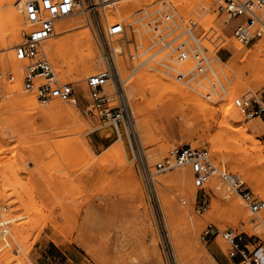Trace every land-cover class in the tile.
<instances>
[{
    "label": "rangeland",
    "instance_id": "1",
    "mask_svg": "<svg viewBox=\"0 0 264 264\" xmlns=\"http://www.w3.org/2000/svg\"><path fill=\"white\" fill-rule=\"evenodd\" d=\"M19 1L24 11L23 0ZM195 1L192 0V8L185 11L178 0H154L147 8L137 9L124 18L116 16L115 3L114 7L108 5L102 10V17L106 16L110 25L122 23L126 29L122 38L115 39V52L112 51L113 61L124 80L136 125L135 139L130 131L129 140L124 130H120L127 153L126 161L118 158L110 164L94 165L93 162L91 164L79 158L76 148L71 147L74 143L76 147L83 144H79V140L67 144L68 137H74V133L60 118L34 116L9 97L10 91L15 90L20 81H23L25 69L20 71L15 59H12L11 64L6 60L9 56L14 58L13 48L23 41L24 33L29 30L28 26L22 30L19 41L7 46V52L2 51L3 46L0 47L3 68V75L0 76V116L5 119L0 121V148L2 145L6 146V151L0 154V206H4L6 202L20 201L19 205L12 207L19 209L14 212V217L18 219L9 225V229L0 225V264H219L214 258V252L231 264H252L249 260L244 262L240 257L230 258V244L222 235L226 230L241 225L245 226L241 244L258 245L257 256L264 263V210L254 214L230 182L215 175L205 188L199 189L194 184L190 167L184 166L155 173L149 192L143 177L138 157L140 154L155 172V166L173 151L187 145L202 147L209 150L214 164L220 170L230 174L235 180L243 181L246 192H251L258 200L264 201L263 187L256 182V168L246 169L243 154L238 151L231 138L221 136L227 129L220 128L224 110L223 106L221 108L222 101L229 98L226 94L228 89L231 90L230 87L233 88L239 82L236 73L229 67L233 60V41L241 44L244 54L248 53L246 55L250 56L264 44V34L255 42L245 45L234 37L233 22L229 16L219 11L225 0ZM9 3L10 0H0V15L5 16ZM163 3L171 4L174 23H161ZM73 18H84V24L90 26L82 14L76 13ZM191 20L196 22L193 30L208 50V64L202 73L193 70L191 58L182 64L178 62L177 47L189 40L185 30ZM156 26L158 30L154 29ZM7 27L9 26L6 25ZM91 27L96 36L93 23ZM210 28H215L222 36L216 50L202 37ZM95 36V45L100 55L95 73L98 74L108 69L110 60L105 53L107 49ZM190 43L193 44V41ZM48 56L61 83H71L79 99L78 106L62 103L78 111L85 138L95 153L101 154L119 136L113 127L102 128L98 116L88 112V105L92 101L87 85L89 77L84 80L86 88L81 89L75 80L63 79L52 58L49 54ZM218 57L227 64L219 62ZM245 64L238 61L236 67L242 68ZM9 73L15 76L13 81H9ZM228 73L232 74V79H229ZM180 74L184 77L179 76ZM141 75L172 80L192 93V100L200 98L204 100L203 103L210 105L206 103L204 112L200 113L192 102L186 105L181 97L174 100L167 96L164 106H159L161 109L158 110L157 121L150 126L152 134H146L141 126L144 118L150 116V108L144 104L142 95L129 94L134 80ZM247 76L249 77V73ZM112 83L109 82L106 86V92L110 105L116 106L115 92L111 97L109 91L113 87ZM252 84L251 90H242L235 93L234 97L232 95L234 105L238 98H248L260 103L264 100V81ZM22 85L24 92L35 97L42 107L60 102L56 100L41 104L36 94L27 90L23 82ZM141 106L143 114L139 112ZM238 111L245 126H256V130H250L249 134L255 136L264 155V116L248 119L239 109ZM182 113L184 114L181 115ZM185 117L194 124L193 128L185 123ZM194 122L198 123V127ZM65 133L69 136H64ZM129 141H132L136 155L133 154ZM98 159L96 157L93 161L97 162ZM8 163H11L9 168ZM177 173H185L192 186L197 188L194 201L190 199V192L180 191L174 178ZM214 178L230 197L236 196L241 200L248 211V219L229 209L227 196L212 187ZM135 181L138 182V187L136 184L132 185ZM13 189L17 192L18 199L11 197L15 193ZM163 196L172 198L181 213H171L163 202ZM214 204L218 208L215 209ZM8 216L7 214L6 217L9 218ZM190 226L194 230L191 237L187 233ZM215 229L220 234L214 233ZM207 231L210 234L214 231V236H206ZM204 236L206 237L203 238ZM250 248L254 249L252 246Z\"/></svg>",
    "mask_w": 264,
    "mask_h": 264
},
{
    "label": "built area",
    "instance_id": "2",
    "mask_svg": "<svg viewBox=\"0 0 264 264\" xmlns=\"http://www.w3.org/2000/svg\"><path fill=\"white\" fill-rule=\"evenodd\" d=\"M112 2L113 0H26L25 22L29 30L24 33L23 41L13 48L14 59L15 61L23 62L25 65L24 87L29 91H33L41 104H49L58 100L78 106L79 99L76 96L73 85L71 83H61L43 47L45 41L55 35L58 20L74 13L84 15L91 25L93 23L95 37L107 49L105 53L107 59L110 60L108 69L89 77L87 80L92 98L91 103L88 105V112L98 116L102 128L113 127L117 131L118 136L121 135L120 130L122 128L130 140L129 131L134 139L136 138L135 120L124 88V80L112 58V51L115 52L114 41L116 38L124 36L126 29L124 24L116 23L110 25L106 16L102 17V10ZM162 11L164 13L161 23H174L171 4L163 3ZM219 11L229 16L233 22V35L241 43L248 45L263 36L264 0H225L219 7ZM195 25L196 22L191 20L189 25L186 26L185 33L189 35V40L193 41V44L190 43L191 41L185 40L177 47L178 62L182 64L191 58L194 63L193 70L202 73L205 70V65L208 64L206 55L208 50L202 45L201 38L194 32L193 28ZM157 27L154 29L158 30ZM202 37L211 44L214 50L218 48V41L222 38L215 28H210ZM2 75L3 68L0 59V76ZM179 76L184 77L183 74ZM8 79L13 81L15 76L9 73ZM110 80L113 81L115 86L116 106H111L107 97L106 86ZM235 105L248 119L264 116V100L260 103L248 98H238L235 100ZM129 143L133 154L136 155L132 141H129ZM138 157L149 192H151L155 173L189 166L197 188H205L215 175H220L240 193L254 214L264 210V201L258 200L253 193L246 192L241 181L235 180L233 176L220 170L214 164L211 154L206 148L187 145L173 151L169 157L155 166V172L151 170L141 154ZM13 191L15 193L11 197L18 199L17 192L14 189ZM16 201H14L15 203L6 202L4 206H0V225L7 229H9V225L12 222L18 219L14 217V212L19 211V209H12L13 206L19 205L20 201ZM5 213L9 215V218L6 217L7 214ZM214 231V233L220 234L218 229ZM213 232L210 234L207 231L205 235L214 236ZM222 235L230 244L228 253L230 258L240 257L244 262L249 260L252 264H264L260 257L257 256L258 245L241 244L243 235H245L244 225L235 229H228ZM251 246L254 247L253 250H251Z\"/></svg>",
    "mask_w": 264,
    "mask_h": 264
},
{
    "label": "bare ground",
    "instance_id": "3",
    "mask_svg": "<svg viewBox=\"0 0 264 264\" xmlns=\"http://www.w3.org/2000/svg\"><path fill=\"white\" fill-rule=\"evenodd\" d=\"M178 1L181 3L182 9L185 11L190 9V7L192 6V0H178ZM25 2H26V0H23V2H22L24 11H25ZM153 2H154V0H113L112 4H110L108 7L113 6V4L115 3L114 6L116 9V16L124 18V16H127L128 14H130L131 12H134L137 9L147 8ZM208 4H209V2H208ZM8 9L9 10L5 14V16H3V14H1L2 17H0L1 18L0 19V47L1 46L4 47L2 50L3 52L8 51V48H7L8 45H10L13 42H17L21 39L22 30L27 27L26 22H25V12L23 11L19 0H10ZM74 14L58 20V22L56 23L55 35L53 37H51L50 39H48L47 41H45L43 48H44L46 55L48 56V54H49L50 57L52 58V60L55 64V67L58 71V74H60V76L65 80L66 79L75 80L78 83L79 87L81 89H84V88H86L84 80L88 77L95 75V73L97 72L96 66H97V64H99L98 61L100 60L99 59L100 55L98 52L99 49H97L98 47L96 48V45H95L96 39L94 40L95 35H94L93 29L91 27L90 21H89L90 26H87L88 24H84V22H85L84 18H73ZM205 18H207V17H205ZM209 18H210V16H209ZM6 25H8L9 27L6 28ZM209 25H207V26H209ZM203 26L207 27L206 25H203ZM120 37L122 38L123 36H120ZM233 42H234L233 47H232L233 48V55H232L233 60H232L231 64L229 65V67H230V69H232L236 73L237 79L239 80V82L236 83L233 86V88L230 87L231 90L228 89V93L230 95H228V93H226V94L229 98L226 100L224 98V101H222V105L219 104L220 102H218V104L221 105V108L224 107L223 108L224 110L222 112L223 113L222 114L223 115V121L220 122L221 123L220 128L221 129H227V131L221 133V136L224 135L225 137H229L233 140V143L236 145L238 151H240V153H242L244 156L245 162L247 164L246 169L249 167L256 168L257 173H258L256 182L260 186L263 187L262 189L264 192V155H263V150L260 147L259 143L257 142L255 136L249 134L250 130H252V131L256 130V126H245L243 124V118H242L241 114L239 113L238 109L236 108V105H234L233 102L231 101L232 95L234 97L235 93H239L242 90H248V91L251 90L253 88L252 87L253 82L264 81V44H262L258 48V50L256 49L257 51H255L254 53L252 52L253 53L252 55L248 56V55H246L248 53L244 54V49H243V46L241 44L237 43L236 41H233ZM8 53L10 54V52H8ZM7 58H8V56H7ZM48 58H49V56H48ZM12 59H14V58H12V56H9V58L6 61H8L11 64ZM218 60H219V62L227 64L220 57H218ZM238 61L245 62L246 64L242 68H237L236 66H237ZM15 62L18 63V68L20 71H22V69L23 70L25 69L23 62H20V61H15ZM170 69H172V68H170ZM247 73H249V77L247 76ZM227 75H228L229 79L232 76V74H229V73ZM171 81L172 80H168V81L167 80H160V79H156L154 77H149L148 75H141V76H138L136 78V80H134L132 87H130L129 94L132 96L137 95V94L142 95L144 104H146L148 106V108H150V116H146V118H144V122L142 123V126H141V128H143L142 131L145 132L146 134H150V135L152 134V129L150 126L152 125L153 122L157 121V118L159 117V113H158V110L160 108L159 106H161V107L164 106V103L166 102L167 96L173 97L174 100H178L179 97H181L183 103L186 105L188 104V102H192L193 106L198 108L200 113L204 112V110L206 108L205 106H206L207 102L203 103L204 100L202 101V99H200V98L198 99L197 97L196 98L198 100L196 98H195L196 100H194V99L192 100L191 99L192 93H190L186 89H184L183 85H182L183 87H181L180 86L181 84L178 85L174 81H172V82ZM220 81H222V79ZM229 81H231V80H229ZM22 82L23 81L21 80L20 83L18 84V86H16L15 90L10 91L9 97L13 98L12 101L15 102V104H17L21 108H25L24 110L29 111L28 113H31L34 116L35 115H38V116L44 115V116H51V117L56 116V117L60 118L61 121H63V123L67 127L71 128L73 130V133H74L73 134L74 137H68L69 138L68 141L65 139L68 143L65 140L64 141L67 144H69L71 142L73 144L74 142L79 140L78 143L83 144V145H79L77 143L79 145V147H76L75 143L73 144L74 146L72 144H70V146H73V147H71V149L76 148L75 152L77 153L76 155H79V158H83L90 163L93 162L94 165H97V163H101V164L102 163H109L110 164L111 162L116 161L118 158L126 161L127 153H126V149H125V146L123 144L122 139L116 140V142L111 144L101 154H96L95 151L93 150V148L91 147V145L89 144V142L87 141V139L85 138L86 136L84 134V131H82L83 129L81 127L80 114L78 113V111H76V109L74 107L68 106L66 103H62L61 101L56 102L54 104H51L49 106L42 107V106H40V104H38L35 97L28 95L24 92L25 89H23V87H22L23 86ZM109 82H113V81L110 80ZM109 82H108V84H109ZM204 83H203V85H204ZM109 91H110V96L113 97L114 92H115L114 84H113V87H111V89ZM199 100H200V102H198ZM208 104L209 103H207V105ZM142 111H143V107L141 106V108H139V112L143 114ZM183 114L184 113H182L181 115H183ZM147 115H148V113H147ZM199 119H200V116H199ZM2 120L4 121L5 119L0 116V121H2ZM198 122H199V120H198ZM185 123L191 128H193V126H194V124L187 117H185ZM3 124H5V123H3ZM195 124H197V127H198V123H195ZM5 126H7V125H5ZM188 126H186V127H188ZM7 128L10 129V127H7ZM199 128H200V126H199ZM228 134H230V135H228ZM5 135H4V137H5ZM66 135L69 136L67 133H65L64 136H66ZM64 141H62V142L64 143ZM80 142H83V143H80ZM0 149H1L0 150V154H1L4 151H6V146L2 145ZM69 149L70 148H68V150ZM232 151H234V150H232ZM66 152H67V150H66ZM217 153H218V151H217ZM96 157H99V159L96 160L97 162L93 161ZM9 162H11V161H9ZM9 164H11V163L7 164L8 168H9ZM13 167H14V165L12 166V168ZM130 168H132V167H129V169ZM132 178H133V176H132ZM174 178L178 183L180 191L183 193L190 192V199L194 201L197 197V188L192 186V184H191L190 180L188 179V177L186 176V174L185 173H177ZM247 178H246V180H247ZM161 181L165 182L166 180H160V182ZM137 183L138 182L135 181L134 183H132V185H135V184L137 185ZM242 183H243V181H242ZM135 186H134V188H135ZM138 186L139 185H137V187ZM131 187L133 188V186H131ZM212 187L218 193L223 194V196H227L226 202L228 203L229 209L234 214L243 215V216H245V218L248 219V216H249L248 211H246V209L244 208V206L241 203V200H239L238 197H236V196L230 197V194L225 189H222V186L220 185V183L215 178L212 181ZM134 193H136V191ZM159 197H160V195H159ZM160 201H161V199H160ZM163 202L166 204L168 210L171 213H173V214L181 213V211L176 206L175 201L172 198L166 196L163 198ZM216 207H217V205L214 204L215 209H216ZM263 223H264V221H263ZM193 231H194L193 227L190 226L188 229V232H187L188 236L191 237ZM86 249H87V247H86ZM203 252H205V251H203ZM202 255L204 256V254H202ZM207 255H208V253H207ZM209 257H210V255H209ZM210 258L207 257V259H210ZM184 261H185V259H184ZM208 261H210V260H208Z\"/></svg>",
    "mask_w": 264,
    "mask_h": 264
},
{
    "label": "crops",
    "instance_id": "4",
    "mask_svg": "<svg viewBox=\"0 0 264 264\" xmlns=\"http://www.w3.org/2000/svg\"><path fill=\"white\" fill-rule=\"evenodd\" d=\"M118 139H122L123 140V138H122V136L120 135L119 137H118ZM118 139H116V140H118ZM116 140L114 141V142H116ZM114 142H112L111 144H113ZM110 144V145H111ZM109 145V146H110ZM108 146V147H109ZM107 147V148H108ZM214 258L217 260V262L219 263V264H231V263H229V262H225L223 259H222V257L220 256V254L219 253H217V252H214Z\"/></svg>",
    "mask_w": 264,
    "mask_h": 264
}]
</instances>
